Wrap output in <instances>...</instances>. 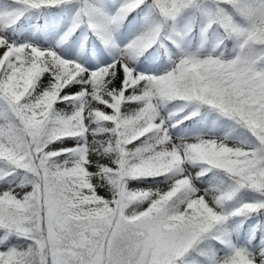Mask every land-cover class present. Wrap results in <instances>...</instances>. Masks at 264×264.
<instances>
[{
	"label": "snow or ice",
	"instance_id": "obj_1",
	"mask_svg": "<svg viewBox=\"0 0 264 264\" xmlns=\"http://www.w3.org/2000/svg\"><path fill=\"white\" fill-rule=\"evenodd\" d=\"M0 264H264V0H0Z\"/></svg>",
	"mask_w": 264,
	"mask_h": 264
},
{
	"label": "rangeland",
	"instance_id": "obj_2",
	"mask_svg": "<svg viewBox=\"0 0 264 264\" xmlns=\"http://www.w3.org/2000/svg\"><path fill=\"white\" fill-rule=\"evenodd\" d=\"M101 194H103V193H101Z\"/></svg>",
	"mask_w": 264,
	"mask_h": 264
}]
</instances>
